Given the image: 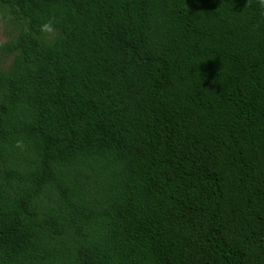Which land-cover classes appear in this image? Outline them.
<instances>
[{
  "label": "trees",
  "instance_id": "16d2710c",
  "mask_svg": "<svg viewBox=\"0 0 264 264\" xmlns=\"http://www.w3.org/2000/svg\"><path fill=\"white\" fill-rule=\"evenodd\" d=\"M0 8V264H264L260 0Z\"/></svg>",
  "mask_w": 264,
  "mask_h": 264
},
{
  "label": "rangeland",
  "instance_id": "374dc122",
  "mask_svg": "<svg viewBox=\"0 0 264 264\" xmlns=\"http://www.w3.org/2000/svg\"><path fill=\"white\" fill-rule=\"evenodd\" d=\"M15 33V27L11 22V16L0 8V45L9 42Z\"/></svg>",
  "mask_w": 264,
  "mask_h": 264
},
{
  "label": "clouds",
  "instance_id": "9594fccd",
  "mask_svg": "<svg viewBox=\"0 0 264 264\" xmlns=\"http://www.w3.org/2000/svg\"><path fill=\"white\" fill-rule=\"evenodd\" d=\"M260 5L264 7V0H260ZM47 27V26H46Z\"/></svg>",
  "mask_w": 264,
  "mask_h": 264
}]
</instances>
